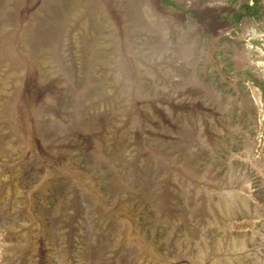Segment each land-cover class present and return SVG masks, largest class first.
I'll list each match as a JSON object with an SVG mask.
<instances>
[{
  "label": "rangeland",
  "instance_id": "1",
  "mask_svg": "<svg viewBox=\"0 0 264 264\" xmlns=\"http://www.w3.org/2000/svg\"><path fill=\"white\" fill-rule=\"evenodd\" d=\"M0 264H264V0H0Z\"/></svg>",
  "mask_w": 264,
  "mask_h": 264
},
{
  "label": "water",
  "instance_id": "2",
  "mask_svg": "<svg viewBox=\"0 0 264 264\" xmlns=\"http://www.w3.org/2000/svg\"><path fill=\"white\" fill-rule=\"evenodd\" d=\"M221 204H222L223 211L226 210V203L221 202Z\"/></svg>",
  "mask_w": 264,
  "mask_h": 264
},
{
  "label": "trees",
  "instance_id": "3",
  "mask_svg": "<svg viewBox=\"0 0 264 264\" xmlns=\"http://www.w3.org/2000/svg\"><path fill=\"white\" fill-rule=\"evenodd\" d=\"M250 7H251V6H249V5H245V6H244V8H246V9H251Z\"/></svg>",
  "mask_w": 264,
  "mask_h": 264
}]
</instances>
